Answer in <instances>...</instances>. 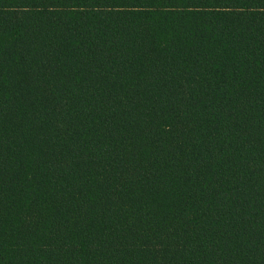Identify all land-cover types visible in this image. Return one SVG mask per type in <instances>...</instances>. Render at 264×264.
Wrapping results in <instances>:
<instances>
[{
	"label": "trees",
	"instance_id": "obj_1",
	"mask_svg": "<svg viewBox=\"0 0 264 264\" xmlns=\"http://www.w3.org/2000/svg\"><path fill=\"white\" fill-rule=\"evenodd\" d=\"M0 264H264V0H0Z\"/></svg>",
	"mask_w": 264,
	"mask_h": 264
}]
</instances>
